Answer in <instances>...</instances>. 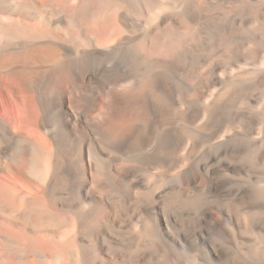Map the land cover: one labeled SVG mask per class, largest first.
Here are the masks:
<instances>
[{
	"label": "bare ground",
	"instance_id": "bare-ground-1",
	"mask_svg": "<svg viewBox=\"0 0 264 264\" xmlns=\"http://www.w3.org/2000/svg\"><path fill=\"white\" fill-rule=\"evenodd\" d=\"M0 264H264V0H0Z\"/></svg>",
	"mask_w": 264,
	"mask_h": 264
},
{
	"label": "rangeland",
	"instance_id": "rangeland-1",
	"mask_svg": "<svg viewBox=\"0 0 264 264\" xmlns=\"http://www.w3.org/2000/svg\"><path fill=\"white\" fill-rule=\"evenodd\" d=\"M101 108V107H100Z\"/></svg>",
	"mask_w": 264,
	"mask_h": 264
}]
</instances>
